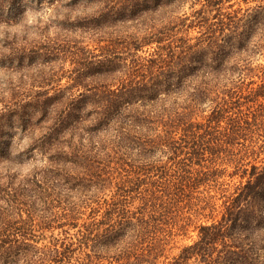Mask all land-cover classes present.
Here are the masks:
<instances>
[{"label": "trees", "instance_id": "obj_1", "mask_svg": "<svg viewBox=\"0 0 264 264\" xmlns=\"http://www.w3.org/2000/svg\"><path fill=\"white\" fill-rule=\"evenodd\" d=\"M260 36L264 0H0L39 88L0 116V264H264Z\"/></svg>", "mask_w": 264, "mask_h": 264}, {"label": "rangeland", "instance_id": "obj_2", "mask_svg": "<svg viewBox=\"0 0 264 264\" xmlns=\"http://www.w3.org/2000/svg\"><path fill=\"white\" fill-rule=\"evenodd\" d=\"M256 4H258V3L249 2L248 4H244L243 2H241L240 6H241L242 9L239 12V16L244 14L245 8L253 7ZM233 8L234 9L237 8V5H234ZM247 12L249 13L251 11H247ZM245 25H246V23H245ZM252 26L255 27V25L253 23H252ZM192 35H194V34L192 33ZM260 38H262V40L260 41L261 47H259V51L257 53H255V54H252L250 57H248V60H249V63H250V67H251L252 70L251 71L248 70V69L246 70V73L250 74V79H252L254 81H258L259 80L257 77H261V78L264 77V36H260ZM82 41H83L82 45L85 48L93 50L94 53H98V50H97L96 46L94 44H92L91 42H89L88 39L85 38ZM61 66L63 67V71L65 72V75H67L69 73V71L72 69L71 62L68 59L65 62H63V64ZM56 74L58 75V73H56ZM11 77L13 78V81H9V78H7L6 67L0 65V116L2 117L1 121L4 120V115L6 114L7 105H12L15 102L17 103L19 101V99H21L23 96L28 95L30 93H33L35 90L39 89L38 87L34 86V87H32V90H31V88L28 89L27 85H20V87H18L17 85H19V84L15 83L17 81L16 77L12 76V75H11ZM64 77L65 78H61L62 80L60 82V85L62 87L63 86L66 87V85H67L66 76H64ZM245 78H243V79L247 80V78H249V76L245 77ZM10 83H11L10 89H13V91H14L13 96H10V93H11V91L9 89ZM13 83H15V84H13ZM12 84H13L14 88L12 87ZM57 87H58V85H56L54 80H52V81H50V84L48 86H44L43 89H45V90L49 91L50 93H52V91H55ZM33 88H34V90H33ZM79 91H80V88H79V90L73 88V89L69 90L68 92L76 95ZM1 139L6 140L7 137L4 136ZM13 141L17 142V141H21V140L18 139V137H16ZM259 157H264V154H260ZM43 163H44V161L40 159L37 162L36 166L40 167ZM25 167H23V170H20L21 174H23L26 171ZM231 169L232 168H229V171H231ZM223 180H225L227 182H230L232 184L233 182H236L238 179L237 178H232L231 179V178H228V177H224ZM95 204L96 203L93 202L91 205H95ZM51 231L52 232H50V230L47 231L46 232V236H49L51 234L52 235L59 234L58 233V229H54V230H51ZM196 238H197L196 237V232H194V231H191L185 237H182V236L175 237L174 238L175 241L172 243V245H171L172 247H171L170 251L168 252V257L171 258L173 256H176L183 246L191 244L194 240H196ZM44 243H46V241H42V244H44Z\"/></svg>", "mask_w": 264, "mask_h": 264}]
</instances>
